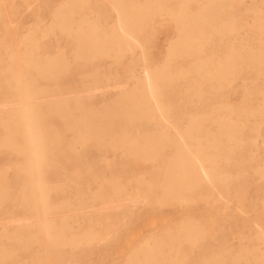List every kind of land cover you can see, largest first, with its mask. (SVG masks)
<instances>
[{
	"label": "rangeland",
	"instance_id": "374dc122",
	"mask_svg": "<svg viewBox=\"0 0 264 264\" xmlns=\"http://www.w3.org/2000/svg\"><path fill=\"white\" fill-rule=\"evenodd\" d=\"M69 1L71 0H0V119L7 116L4 101L11 98L18 100L19 96L18 91L1 80L6 67L16 70L20 86L28 87L35 77L23 59L28 52L23 41L25 36H35L33 39L36 42L32 45V52L35 54L62 56L65 71L57 80L62 92L72 90L85 78H88L86 84H91L92 78L104 80L89 96L80 95V106L90 105L98 110L107 105L110 107L113 100L122 98L138 86L146 73L159 70L166 63L175 70L187 68L186 57H168L179 31L175 20L166 12L155 14L142 23V28L135 30L134 42L121 58L102 55L90 60L89 66L82 64L74 56L76 41L71 37L73 33H66L53 26L58 9ZM117 1L122 4L120 10L115 6L116 0H85L83 9L95 16L103 29L111 30L126 10V13H135L137 11L134 9L153 3L154 0ZM169 1L172 3L177 0ZM189 4L194 10L200 7L198 1H191ZM240 5L242 10L237 18V32L217 36L214 43L209 44L207 51L223 55L246 43L264 46V32L250 25L255 21L256 14L264 13V0H242ZM85 66H88L89 73ZM183 78V75L176 76L175 82H172L174 85H166L165 87H171L169 92L168 88L163 89V100L166 105L169 104V110L162 113V121L155 123L141 118L130 121L126 115L117 113V117L113 115L114 122L109 120L112 126L109 125L116 127L111 133H145L151 137L154 133L169 132L174 139L176 129H183L186 122L204 113L213 103H227L231 107L249 103L260 110L240 127L242 144L232 146L228 157L217 161L216 171L219 176L203 181L198 187L192 188L186 198L180 200H163L154 190L147 194H136L132 187L137 178L152 184L160 179L167 164L165 159L171 151L170 144L155 159H142L119 146L105 145L100 143L102 141L91 138L84 139V142L79 140V144L73 149L71 144L75 143L76 131L69 128L64 130L61 117L51 115L49 125L57 138H47L44 141L48 150L55 151L56 159L50 168L53 171L44 175L39 163L33 167L34 172L30 171L29 175H25L19 168L27 162L28 157L17 152L16 147L0 146V179L3 184L0 198H5L0 205V250L5 249L11 253V257L0 261V264H125L126 261H132L130 256L139 253L140 247L146 242L152 244L154 239L160 240L161 255L175 254L172 246L178 245V253L185 256L178 264H233L237 261L240 264H254L253 255L264 254V173L261 172L264 169V108H259L264 104V80L256 79L254 73L244 71L236 81L215 91L211 90L208 83H196ZM37 79L36 84L41 80V83L46 82L41 77L38 81ZM198 84L203 91L195 94L194 89ZM244 84L253 88L249 96L246 95ZM70 101L68 98L67 107ZM23 103H28V99L24 98ZM168 118L170 121H167ZM0 127L1 136L2 124ZM209 127L214 126L202 124L198 131L202 132ZM62 141L64 144L61 146ZM42 175L49 184L61 185L55 194L50 193L46 197L49 208L65 205L63 200L66 198L75 204L69 209L60 208L57 214L53 211L48 214L55 217L56 222L66 219L70 225L67 226V231L91 230L96 236L91 243L53 247L43 241V235L39 234L36 236L38 241L19 249L13 240H5L3 233L15 232L17 223L24 220L23 216L32 213L25 211L24 204L18 202L19 189L26 182L39 181ZM111 179L124 187L121 192L122 200L116 204L103 203L100 198L85 201L89 213H78L76 203L86 200L87 196L98 193L100 197L102 193L104 199L108 198ZM184 228L199 233L195 242L181 240L178 243L169 240ZM28 238L29 236L24 237ZM171 261L160 260L163 264Z\"/></svg>",
	"mask_w": 264,
	"mask_h": 264
},
{
	"label": "bare ground",
	"instance_id": "6f19581e",
	"mask_svg": "<svg viewBox=\"0 0 264 264\" xmlns=\"http://www.w3.org/2000/svg\"><path fill=\"white\" fill-rule=\"evenodd\" d=\"M84 1L71 0L62 5L55 14L53 21L54 27L66 33H73L71 37L76 41L74 56L81 60L82 64L88 65L90 60L102 55H112L115 59L121 58L130 49L132 41L134 42L135 30L142 28L144 26L142 23L155 14L166 12L175 20L179 31L177 40H174L172 47L170 46L168 57L183 56L184 59L187 58V68L185 65V70L181 68L175 70L173 67L171 69L166 63L161 69L153 70L150 74L146 73L138 86L123 95L122 98L113 100L110 107L107 105L98 110L90 107V105L80 106V95L89 96L100 86V82L104 83V80L92 78V83L86 84L88 78L83 80L79 78L82 82L78 83V86L70 91L62 92L60 86L57 85L58 78H61L58 76L65 71L61 61L62 56L58 54L54 56L35 54L32 52V45L36 42L33 39L35 36L32 38L25 36L23 41L28 52L23 56V59L28 64L29 69L33 71L35 77L28 87L20 86L21 81L16 70L6 67L1 80L6 82L10 88L18 91L19 96H17L18 100L11 98L3 103V107L7 109V116L0 119V124L3 126L0 146L16 147L17 152L28 157L27 162L19 168V171H22L25 175H29L30 171H33V167L35 168L39 163L42 166L44 175L48 171H53L50 168L55 161L54 159H56L54 158L55 151L48 150L44 141L47 138L56 137L49 125L51 115L61 117L64 130L69 128L76 131L75 143H70L71 147H76L79 140H90L91 138V140L102 141L100 143L105 145L119 146L128 153L142 159H155L157 156L162 155L164 147L170 144L171 151L165 159L167 164L162 175L159 176L160 179L152 184L143 181L142 178H137L136 184L131 189L139 195L154 190L163 200L186 198L192 188L198 187L205 180H213L216 176H219L216 171L217 161L227 158L232 146L242 144L239 134L240 127L245 125L250 116L260 109L252 107L249 103H243L239 107H231L227 103H213L204 113L186 122L183 129H176L174 139L170 137L169 132L154 133L151 137H148L145 133L128 134L127 132L126 134L123 131H121L122 134L111 133L113 129H116V127H111V123L114 122L113 115L122 113L130 121L136 118L155 123L162 121L163 116L161 115L168 109L167 106L169 105H166L165 100H163V89L166 85L170 84L171 86L174 78L180 75H183L186 78H183L185 80L208 83L211 90L215 91L221 90L226 85L236 81L244 71L252 72L255 74L256 79L264 80V46L246 43L223 55L207 51L209 44H213L217 36L226 32H237L239 28L237 18L242 10L240 5L242 0H177L172 3L169 0H154L153 3L141 7L135 5L137 7V9H134L137 11L135 13H126L128 11L126 10L124 16L114 23L111 30L103 29L102 24L95 16L87 13L86 10L84 11ZM191 1H198L200 7L197 10L191 9L189 4ZM117 2L116 0L115 6L117 10H120L122 4ZM233 12L236 13L233 14ZM250 25L264 32V13L256 14L255 21ZM40 51L42 52L41 48ZM96 60L94 64H96ZM88 66H85L86 71ZM80 70L82 69L80 68ZM73 73L76 74L75 71ZM38 76L46 82L41 83V80L40 83L36 84V79L39 80ZM178 81L180 80L178 79ZM244 86H246V95L249 96L253 88L248 84H244ZM165 88H168V92L171 89L169 86ZM202 91L203 89L199 84L194 89L195 94H200ZM24 98L28 99V103H23ZM68 98L71 101L67 107ZM259 108L263 109L264 104ZM110 114L112 117H110ZM168 114L170 116V113ZM109 120L111 123H109ZM167 121H170V119L168 118ZM167 121L165 119L164 122ZM202 124L213 125L214 127L199 132L198 127ZM118 129L122 130V128ZM63 141L61 146L64 144ZM261 172L264 173V169ZM55 173H57L56 170ZM56 179L58 181V176ZM109 184L111 190L108 198L104 199V194L102 195L101 192L100 197L98 193L87 196L86 200L82 199L83 201H79V204L76 203L78 213H89L85 201H94L100 198L103 203L116 204L117 201L122 200L121 192L124 187L114 179H111ZM60 187L61 185L49 184L43 175L35 183L26 182L19 189L17 200L19 203L24 204L23 209L25 211L32 213L23 216L22 219L24 220L17 223L15 232H4L5 240H13L19 249L29 247L33 241H38L36 236L39 234L43 235V241L48 242L53 247L56 245L91 243L96 237L91 230H68V232L66 228L69 223L66 219L56 222L55 217L48 214L49 211L57 214L62 207L69 209L70 206H75L73 202H69V199L66 198L63 200L65 205L48 207L46 197L50 193L56 192ZM2 188L3 184L0 179V196L2 195ZM85 193L87 192L85 191ZM149 196L150 194H148ZM8 197L9 195L6 198ZM4 200L5 198H0V205ZM198 235V232L184 228L169 240L178 243L181 240L193 243L197 240ZM25 236H29V238L24 239ZM41 245L43 246V244ZM46 247H48L47 244ZM172 249L176 251L175 254L161 255L159 253L160 240L154 239L152 244L146 242L140 247L139 253L130 256L129 259H132V261H126L125 264H163L160 262L161 259H171L172 261L169 264H178L185 256L178 253V245L172 246ZM8 257H11L10 252L5 249L0 250V261ZM253 258L254 264H264V254H254ZM45 259L49 261L48 258ZM233 264L240 263L237 261Z\"/></svg>",
	"mask_w": 264,
	"mask_h": 264
}]
</instances>
